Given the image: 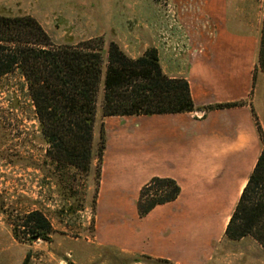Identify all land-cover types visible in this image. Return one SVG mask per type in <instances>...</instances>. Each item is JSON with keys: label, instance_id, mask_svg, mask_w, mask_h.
<instances>
[{"label": "crops", "instance_id": "1", "mask_svg": "<svg viewBox=\"0 0 264 264\" xmlns=\"http://www.w3.org/2000/svg\"><path fill=\"white\" fill-rule=\"evenodd\" d=\"M166 1L181 27L172 34L184 35L178 52L158 35L167 24L164 3L144 1L137 13L131 7L124 22L83 31L86 39L117 43L130 58L154 48L162 72L184 78L201 109L102 118L97 202L107 203L99 217L113 219L102 233L106 244L126 255L190 264L208 258L224 236L262 150L264 73L257 52L263 10L248 0ZM227 103L239 104L214 108ZM153 178L175 181L180 193L140 217L139 193Z\"/></svg>", "mask_w": 264, "mask_h": 264}, {"label": "trees", "instance_id": "2", "mask_svg": "<svg viewBox=\"0 0 264 264\" xmlns=\"http://www.w3.org/2000/svg\"><path fill=\"white\" fill-rule=\"evenodd\" d=\"M102 46L99 38L56 45L32 17L0 14V78L19 73L47 145L46 156L84 173L94 160L99 163L104 150L102 127L96 150L93 144L99 92L103 117L201 110L194 106L184 78L162 72L154 48L130 58L110 41L104 60ZM257 66L264 73V8ZM260 136L262 150L230 214L224 237L229 241L249 237L264 249V138ZM179 193L175 181L153 178L140 190L138 215L143 217L154 207L172 202ZM18 228L35 241H48L52 232L48 221L36 210L22 215L14 232Z\"/></svg>", "mask_w": 264, "mask_h": 264}, {"label": "rangeland", "instance_id": "3", "mask_svg": "<svg viewBox=\"0 0 264 264\" xmlns=\"http://www.w3.org/2000/svg\"><path fill=\"white\" fill-rule=\"evenodd\" d=\"M144 1L167 2L0 0V14L32 17L56 45L99 38L105 60L109 42L102 37L86 39L83 31L95 32L104 29L105 23L124 22L131 17V7L137 13ZM246 4L260 11L264 8V0H248ZM101 101L99 92L93 129L95 150L101 127L104 135ZM46 149L24 80L17 72L0 78V264H173L122 254L116 246L106 244L102 233L113 219L99 217L107 203L97 202L98 161L84 173L49 159ZM34 210L51 227L48 241L30 240L23 228L13 230L22 215ZM207 253L208 258L190 260V264H264V249L249 237L229 241L223 236Z\"/></svg>", "mask_w": 264, "mask_h": 264}, {"label": "built area", "instance_id": "4", "mask_svg": "<svg viewBox=\"0 0 264 264\" xmlns=\"http://www.w3.org/2000/svg\"><path fill=\"white\" fill-rule=\"evenodd\" d=\"M165 9V20L167 22L166 28L159 30L158 35L162 41H165L167 47L174 52H178L182 47V39L184 35L174 36L172 30L175 28L177 31L181 32V27L177 22L175 11L166 2H164Z\"/></svg>", "mask_w": 264, "mask_h": 264}]
</instances>
